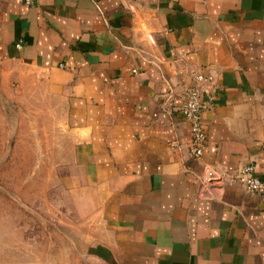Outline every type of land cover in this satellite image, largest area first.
Returning a JSON list of instances; mask_svg holds the SVG:
<instances>
[{"label": "crops", "instance_id": "0c3cea01", "mask_svg": "<svg viewBox=\"0 0 264 264\" xmlns=\"http://www.w3.org/2000/svg\"><path fill=\"white\" fill-rule=\"evenodd\" d=\"M32 1L0 0V49L58 96L86 264H264V194L198 185L205 165L264 179V0ZM195 74L214 80L199 160L167 96Z\"/></svg>", "mask_w": 264, "mask_h": 264}, {"label": "rangeland", "instance_id": "374dc122", "mask_svg": "<svg viewBox=\"0 0 264 264\" xmlns=\"http://www.w3.org/2000/svg\"><path fill=\"white\" fill-rule=\"evenodd\" d=\"M27 75L0 49V264H86L90 194L58 96Z\"/></svg>", "mask_w": 264, "mask_h": 264}, {"label": "built area", "instance_id": "2783aa9c", "mask_svg": "<svg viewBox=\"0 0 264 264\" xmlns=\"http://www.w3.org/2000/svg\"><path fill=\"white\" fill-rule=\"evenodd\" d=\"M28 7L33 5L32 0H23ZM22 41L19 40L15 47L21 48ZM63 68L64 65L60 64ZM135 73V70L133 71ZM169 101H175L176 111L187 122L189 128V155L196 160L202 158L206 146V129L202 121V114L206 110L212 109L214 102V80L211 76L195 74L194 84L185 87L174 95L172 92L167 94ZM170 149L179 147L175 140L168 141ZM254 163H248L231 174L221 166L205 165L202 173L198 177V185L205 196L211 198L212 191H220L230 184L240 185L247 193L263 195L264 179L259 178Z\"/></svg>", "mask_w": 264, "mask_h": 264}]
</instances>
